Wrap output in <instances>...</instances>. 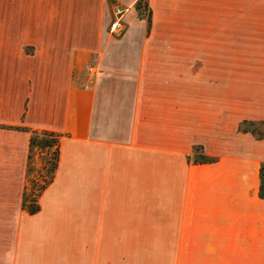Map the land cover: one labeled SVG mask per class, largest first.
<instances>
[{"label": "crops", "instance_id": "1", "mask_svg": "<svg viewBox=\"0 0 264 264\" xmlns=\"http://www.w3.org/2000/svg\"><path fill=\"white\" fill-rule=\"evenodd\" d=\"M114 1L118 38L106 0H0V264H264V138L238 130L264 56L236 77L233 49L264 48V0H145L149 25ZM22 128L61 135L35 214Z\"/></svg>", "mask_w": 264, "mask_h": 264}, {"label": "trees", "instance_id": "2", "mask_svg": "<svg viewBox=\"0 0 264 264\" xmlns=\"http://www.w3.org/2000/svg\"><path fill=\"white\" fill-rule=\"evenodd\" d=\"M135 10L138 12L140 17H144L146 19L147 24L150 23L151 12L147 7L146 2L143 0H136L135 2ZM246 121H242V125H244ZM242 131L246 132L247 130L243 127H240ZM30 134L29 138V153H28V165L31 159V152L33 149L49 152V157L45 162L46 174L41 181L40 187L36 190V194L32 192H28L30 188H33L32 184L34 180H30L28 184H26L23 194H22V209L29 214H35L39 210L38 199L43 190H45L48 185L52 182L54 178V173L57 168L58 156H59V141L61 135L54 131H36V130H28L24 129ZM253 134V131H250ZM263 137V136H260ZM200 159L194 158L195 163H203L210 162L213 160L211 157H206L203 155L199 156ZM258 196L264 199V162H262L259 166V188H258Z\"/></svg>", "mask_w": 264, "mask_h": 264}, {"label": "rangeland", "instance_id": "3", "mask_svg": "<svg viewBox=\"0 0 264 264\" xmlns=\"http://www.w3.org/2000/svg\"><path fill=\"white\" fill-rule=\"evenodd\" d=\"M143 2H145V0H143ZM106 3L109 7V11L111 14L107 16V23H108L109 16H110V20L112 18V12H113L114 7L115 6H119L121 8H124V7H122L117 1L115 2L114 0H106ZM110 20H109V23H110ZM109 23H108V26H109ZM233 49H234V56H235L234 63H235V76L236 77L241 76L242 73H244V63H246L245 61L246 59L259 60L258 53L260 54L262 53V55L264 56V48H233ZM222 51L225 52L226 48H220V54ZM220 66H221V59H220ZM220 66L219 68L221 70ZM235 87H242V85L236 84ZM244 121H246L244 125H242V121L239 122V125H238L239 131H242L240 127H243L247 130L246 132L253 131V134L251 132L250 133L257 139L264 138V120L262 121L244 120ZM260 136H263V137H260ZM193 152H194V158L196 159H200L199 156L203 155L201 154L199 146L193 147ZM203 156H206V155H203ZM48 157H49V152H47L46 150L42 152L39 150H35V149L32 150L30 163L27 166L28 177H27L26 184H28L30 180H34V182L32 184L33 188H30L28 192L35 193L38 187H40L41 181L46 174L45 162L48 159ZM213 161H215V158H213V160L210 162H203V163H211Z\"/></svg>", "mask_w": 264, "mask_h": 264}, {"label": "built area", "instance_id": "4", "mask_svg": "<svg viewBox=\"0 0 264 264\" xmlns=\"http://www.w3.org/2000/svg\"><path fill=\"white\" fill-rule=\"evenodd\" d=\"M125 10V8H121L119 6H115L113 9L112 18L110 20L108 29L114 37L122 36L126 29L125 21L123 19ZM96 71L97 70L94 66L87 67V73L89 78H93Z\"/></svg>", "mask_w": 264, "mask_h": 264}]
</instances>
